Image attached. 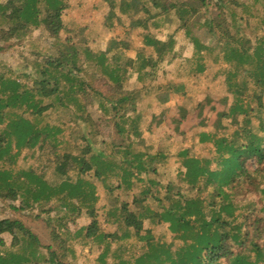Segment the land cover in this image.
I'll list each match as a JSON object with an SVG mask.
<instances>
[{"label": "trees", "instance_id": "1", "mask_svg": "<svg viewBox=\"0 0 264 264\" xmlns=\"http://www.w3.org/2000/svg\"><path fill=\"white\" fill-rule=\"evenodd\" d=\"M104 1L110 4L103 17L105 27L110 31L119 28L121 34L90 45V40L78 31L77 23L64 19L70 0H0V18L6 22L0 28V50L11 48L26 39L32 29L40 27L52 39L49 48L54 51L42 55L35 48L33 60H22L18 64L20 70L28 65L33 67L26 74L27 83L20 80L25 74L15 71L17 78L12 79L5 76L6 68L0 71V161H9L10 164L9 167L4 164L0 167V176L5 178L7 185V192L2 197L15 199L19 196L23 203L29 204L24 198L30 193L35 201L42 193L49 199V190L54 193L65 191L68 198L80 201L72 207L77 217L84 209L90 218L83 232L85 241H117L125 246V241L132 240L135 248H141L143 242L151 238L171 234V226L165 219L173 218L176 237L193 233V238L203 247L197 253L183 250L179 254L163 249L154 255L158 261L152 256L133 259L134 256L119 254L114 262H110L101 256L98 259L101 264H128L132 260H137L136 264H170L169 256L175 259L173 264L184 259L190 260L191 264H264V239L257 241L261 229L264 230V217L257 213L264 209V40L253 48L249 38H240L230 30L232 25L228 22L235 13L245 9L252 14L260 12L261 24L264 23V0L258 8L253 0H215L213 3L212 0H121L119 14L127 16V20L114 11L112 5L116 0ZM169 17H174L176 27L166 33L164 39L150 32V25L157 28ZM240 18L243 17H237ZM139 29L142 45L152 47L153 53L138 50L134 58L129 57L126 52L131 44L125 39ZM196 29H205V32L217 36L209 51L211 54L217 50L215 55H210L214 67L208 61L209 55L205 57L200 53L209 47L195 35ZM178 32L189 38L196 55L187 58L176 51ZM90 42L94 43V40ZM82 52L84 59L81 58ZM177 61L184 62V68L178 69L183 70L182 74L188 78L206 76L208 71H212L211 80L223 77L222 82L232 96L227 108L216 113L213 131L198 132L196 143L208 141L213 146L210 157L193 155L191 147L172 155L167 144L142 143L145 127L150 122L161 123L165 115L164 111L152 114L147 123L141 105L154 88H161L153 83L158 71L161 69L164 75L166 69ZM85 64L91 70L85 69ZM92 68H101L100 76L96 78ZM134 73L141 82L139 87L127 84ZM249 80L252 81L251 88ZM72 81L75 83L66 84ZM188 85L186 80H167L165 89L175 98H189ZM195 91L201 90L196 87ZM53 95H57L56 102L43 104ZM204 97L210 101L208 94ZM65 98H72L73 104H66ZM247 98H253L254 104ZM94 103L110 111L108 120L103 115L90 116L87 109ZM23 105L26 109L22 111H29L33 117L5 118V108L21 109ZM203 105L199 102L196 106L199 115ZM47 109L55 110V113L61 111L67 120L62 123L58 118V124L47 122L39 127L33 121L34 116L43 115ZM70 122L77 125L83 148L79 154H73L71 150L58 154L56 135L71 130ZM106 126H110L108 131L104 130L108 128ZM177 128L178 124L174 131ZM13 141L16 152L12 151ZM45 142L53 144L56 155L49 175L46 164L41 162L36 167L12 169L15 156L22 147L42 149ZM96 143L100 144L99 150L95 149ZM249 160H252L251 164ZM169 162H180L179 167H183L181 180H177L184 182L182 188L163 180L162 173L169 169ZM255 173L261 174L262 181ZM226 182L231 189L224 193L218 188ZM98 184L104 190L101 200L102 197L104 200L111 197L113 190H136L138 194L131 193L127 199L112 197L114 209L109 213L103 204L102 209L107 211L103 209L100 215L95 206ZM221 194L226 196L221 197ZM247 194L255 199L250 200V210L248 207L238 210L239 199H244L239 196ZM109 214L116 216L110 220ZM72 219L77 221L76 216ZM102 222L116 225L121 232L103 231ZM163 224L167 228L157 229L164 228ZM249 225H256L259 233L249 232ZM242 227L245 231H239ZM16 231L30 241L38 240L20 220L14 217L0 219V234H11L12 245L18 243ZM213 233L215 239L221 237L225 242L213 245L215 248L204 255L203 249L212 244ZM260 235L263 236L264 232ZM57 239L56 234L55 241ZM179 246L185 248L183 244ZM45 248L50 261L70 264L58 258V255H65L61 242H57L55 248L53 245ZM246 253L254 259L246 261ZM26 263L12 251L0 254V264Z\"/></svg>", "mask_w": 264, "mask_h": 264}, {"label": "rangeland", "instance_id": "2", "mask_svg": "<svg viewBox=\"0 0 264 264\" xmlns=\"http://www.w3.org/2000/svg\"><path fill=\"white\" fill-rule=\"evenodd\" d=\"M211 1V0H210ZM215 0H212L213 3ZM244 1V0H240ZM121 0H116V2L112 5L114 11L119 14V4ZM254 5L257 8L260 6L262 0H253ZM110 8V4L106 3L104 0H70L69 7L65 10L64 19L65 20H73L77 23L78 31L82 33L84 37L88 40H94V43L89 41L90 45H94L95 43H99L100 41H104L106 38L110 36L119 35L120 29L116 28L114 31H110L105 27L103 23V17L107 10ZM258 12V11H257ZM256 12V13H257ZM209 15V14H208ZM123 20H127L128 17L124 15H120ZM238 16H242L243 18L237 19ZM261 13L252 14L249 11L245 10L240 13H235L234 16L230 17L228 20L229 25L231 26V31L237 33L240 38H249L250 44L255 48L258 45L261 39L264 40V23L261 24ZM167 21V22H166ZM161 23V26L155 28L153 25H150V32L155 33L159 38L164 39L166 33H170L176 27V21L174 17H169ZM70 23V22H69ZM6 24L5 19L0 18V28L4 27ZM235 28V29H234ZM237 28V29H236ZM141 29L137 30L135 33L131 34L130 37L125 40L131 44L130 49L126 52L127 56L135 57L136 52L138 50H142L146 53H153V49L150 46L144 47L141 43ZM43 34V35H41ZM195 35L204 42L203 44L207 45L209 49H202L200 53L202 56L208 57V61L211 66H215L211 63L210 55L217 52L211 51L210 49L213 43L217 41V36L213 35L211 32H205V29H196ZM90 37V38H89ZM178 43L176 45V51L180 52L182 56L190 58V56L196 55L194 52V48L192 46L191 41L188 37L183 35V32L177 33ZM52 39L49 38L46 32H44L40 27L34 28L28 34V37L24 40L18 41L14 46L8 48L6 50H0V71L3 68L7 69L6 77H10L12 79L17 78L14 76V72L18 74H25L20 80L25 82V78L27 79L26 74L33 70L32 66H27L20 70L18 68V64L24 60L28 61L33 60L35 58V48L44 54H51L54 52L49 48L51 45ZM264 46V43H263ZM96 45L95 48H97ZM251 49V51L253 50ZM207 55V56H206ZM212 55V56H213ZM248 56H252V54L248 53ZM39 58V55L36 59ZM81 58H85L84 52L81 53ZM251 57H249L250 59ZM180 61L174 62L166 69V73L162 75L161 69L158 71V76L156 80L153 82L155 85H161L160 89H153L150 97L146 99L141 107L145 110V118L147 123L151 120L152 114H158L160 111H164V117L161 123L150 122L144 130L142 143H153V144H167L169 152L174 155L179 150L191 147L194 152L193 155L201 156V155H209V151L213 148L211 142H200L196 143L198 139V132L208 130L213 131V121L216 119V113L226 109L229 102L231 101V95L226 90L222 79L219 80H211L212 71H208V74L199 76L198 78H188L182 74L183 70H179L178 68H184V62L178 64ZM85 69L91 70L88 67V64H85ZM249 67V64L247 65ZM93 73H95V77L97 78L101 74V68L93 69ZM56 71V70H54ZM138 77L134 73L132 77L128 78L127 84L130 87H139L141 82L137 79ZM241 78V76H239ZM243 79V78H242ZM64 80V78H62ZM167 80H174L176 82L181 80H186L188 82V92L190 97L179 98L174 97L169 94L165 87ZM28 81V80H27ZM26 81V83H27ZM72 85L75 81L67 82L66 84ZM249 88H251L252 81L249 80ZM76 85V84H75ZM199 87L201 91L196 92L195 88ZM192 88V89H191ZM251 92L247 94L250 95ZM160 94V95H159ZM205 94H208L209 100L205 99ZM226 98V100H225ZM57 95L50 96L45 99L43 104L51 102H56ZM66 104L72 105L73 99H67ZM251 104H254V99L247 98ZM207 101V102H206ZM201 102L203 103V109L201 115L197 113V104ZM264 102V100H263ZM98 103H94L88 106L87 112L91 117L95 118L100 115H103L105 120L111 116L110 111L108 112L105 109L99 106ZM150 104V106H147ZM110 105H107L109 108ZM140 106V105H139ZM26 109L25 105L21 107V109H16L15 107H8L4 109V115L7 120L13 119L15 116L22 115L24 117H33L29 111L23 112L22 110ZM58 118L63 123L67 120L66 116L63 115L61 111L55 113V110L47 109L44 111L41 116H34L35 123L38 124L39 127L44 126L47 122L53 124H58ZM149 120V121H148ZM176 121H179L176 122ZM227 121V120H226ZM256 124V120L253 119ZM81 122V121H80ZM178 124L177 130L174 131V126ZM72 125V129L65 130V134L56 135V139L59 141L58 143V154L63 150H71L73 154H79L82 150V142L78 139L77 125L73 122H70V126ZM79 125V123H78ZM80 126V125H79ZM105 126V124L103 125ZM102 126V128H103ZM111 126V125H110ZM110 126H106L108 128H104V130L108 131ZM86 129V128H85ZM231 127L228 129V131ZM81 130V128H80ZM83 130V129H82ZM260 134V133H259ZM264 135V133H262ZM13 152H16V147H14V141L12 142ZM99 143H96L95 149L99 150ZM53 144L45 142L44 147L39 149L38 147L26 148L22 147L16 154L15 160L13 161L11 167L14 171L22 170L23 168H27L28 166L36 167L37 164H46L45 168L48 172V175L53 170V161L55 160L54 151L55 149ZM57 148V146H56ZM0 161L1 165H5L4 167H9L10 164ZM252 160H249V164H251ZM180 162H169V169L162 173L163 180H168L174 186H179L182 188L184 182H180L177 180H181V174L183 171V167L180 168ZM10 167V168H11ZM253 170V169H252ZM251 170V171H252ZM92 173H90L89 177H91ZM255 175L262 181V177L260 173H255ZM51 177V176H50ZM9 178V177H8ZM9 181V180H7ZM32 185V184H30ZM7 187L6 180L3 176H0V219L4 217H14L20 220L24 226L29 228L31 232L38 238V240H29L26 237H23L21 232L16 231V240L18 243L12 245V235L8 232H3L0 234V254H4L5 252L12 251L19 258H24L27 263L26 264H56L55 261H50L48 259V250L45 248L46 245H53V248L56 247L57 242H61L63 248L65 249V255L59 256L58 258L61 261H66L70 264H101L99 262V257L105 258V260H109L110 262H114L116 260V256L120 254L128 256H134L137 259H142L144 257L152 256L155 261H158L154 258V255L160 250L163 249H171L175 254L182 253L183 250H189L191 252H198L203 247H201L198 243L197 239L193 238V233H186L184 237H176V230L173 231L174 219H165L168 221L171 226V234L159 235L154 238H151L148 242H143L141 248H135L133 246L132 240L125 241L124 245H121L117 241L108 242L107 241H93L86 240L84 238V229L90 218L84 213V209L82 214L76 215V212L73 211L72 207L75 204H79L80 201L76 198H68L65 195V191L61 192L59 190L52 192L49 190L50 198L46 199L44 193H42L39 199L33 201V193L27 195L24 199L28 200L29 204H25L21 201L20 197L17 196L15 199H11L9 197H2V194H5L7 191L5 190ZM178 187V188H179ZM97 197L98 200L96 202L97 213L102 215V205L105 204L108 212L110 213L114 209V205H112L113 198L118 197L119 199L126 198L127 195L138 194L136 190L122 189L119 192L113 190L111 192L112 196L106 198L101 195L104 193L103 188L100 184L97 185ZM221 191L224 193L230 191V184L228 182L224 183L221 187H219ZM21 192V191H20ZM19 195V193H18ZM226 196L221 194V197ZM238 196V195H237ZM244 197V199H239L238 210L248 207L250 210V200H255L253 195L247 194L240 195ZM130 200V199H129ZM106 201V203H104ZM119 201H117L118 203ZM65 207V208H64ZM67 207V208H66ZM105 210V209H104ZM105 210V211H107ZM244 212V211H241ZM259 216L264 217V209L262 208L257 212ZM117 215V211H115ZM115 214H109L110 220L114 218ZM76 216L77 221H73V217ZM239 225V223H237ZM163 227H159L157 229H165L166 224H163ZM249 232L256 234L258 230L256 229V225H249ZM101 228L105 232H121L120 229L109 223H101ZM258 228V227H257ZM237 229V228H236ZM235 230V229H234ZM239 231H245L244 228H240ZM264 232L261 229L259 233V237L257 241L261 242L264 239V235L261 236V232ZM57 234L58 239L55 241V235ZM215 239V233H213ZM177 238V240H176ZM187 238V239H185ZM212 239L211 246L205 247L203 249V253L211 251L213 245L218 246L223 244L225 241H222L221 237L217 239ZM178 240L180 242H178ZM214 240V241H213ZM85 241V242H84ZM183 244L185 248H178L179 245ZM121 245V247H120ZM264 246V244L262 245ZM170 247V248H169ZM212 247V248H211ZM138 253V255H137ZM202 253V255H203ZM137 255V256H136ZM246 261H252L254 257L246 253ZM170 264L175 262L174 258H167ZM137 260L129 261L128 264H136ZM58 262V261H57ZM184 262V263H183ZM147 263V262H145ZM191 264L190 260H182L177 264ZM111 264V263H110Z\"/></svg>", "mask_w": 264, "mask_h": 264}]
</instances>
